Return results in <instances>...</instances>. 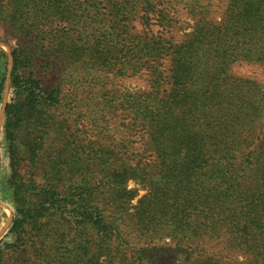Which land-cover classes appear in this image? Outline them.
Wrapping results in <instances>:
<instances>
[{
	"label": "trees",
	"instance_id": "obj_1",
	"mask_svg": "<svg viewBox=\"0 0 264 264\" xmlns=\"http://www.w3.org/2000/svg\"><path fill=\"white\" fill-rule=\"evenodd\" d=\"M87 3L106 9L103 40L66 20ZM166 4L0 0V31L16 39L1 126L13 206L0 264H264V89L228 73L236 63L264 66V0H226L219 20L187 0L194 24L183 37ZM136 15L146 31L133 35ZM7 67L0 48V109ZM43 73L56 75L51 86ZM86 76L146 83L107 108L109 128L119 112L124 134L141 139L134 156L129 147L106 157L78 143L48 148L55 112L76 98L65 87ZM136 178L147 193L133 214L145 241L133 250L117 241Z\"/></svg>",
	"mask_w": 264,
	"mask_h": 264
},
{
	"label": "rangeland",
	"instance_id": "obj_2",
	"mask_svg": "<svg viewBox=\"0 0 264 264\" xmlns=\"http://www.w3.org/2000/svg\"><path fill=\"white\" fill-rule=\"evenodd\" d=\"M168 1V0H167ZM187 0H169V5H164L169 10V18L175 20V31L177 37H183L184 34L191 32V27L194 21L189 16L188 12L183 9ZM201 5H208L209 18L211 20H219L224 14L226 7V0H200ZM89 3L82 4L72 8L70 16H66V20L72 22V24H78L77 32H82L80 36H96L97 39L103 40L104 33L106 32L107 23L100 22L102 15L106 13V9L99 5L97 10L88 8ZM171 8V9H170ZM177 9L175 13L174 10ZM100 14V17H99ZM134 21L131 24V33L133 35L138 34L139 31H146L143 27V23L138 19L137 15L134 17ZM168 20V19H167ZM81 22H85L84 27L81 26ZM67 26L64 31H66ZM73 30V29H72ZM75 30V28H74ZM156 33L157 28H153ZM153 32V33H154ZM77 35V33H74ZM0 48L7 54L8 67L7 78L5 84L4 97L0 109V240L10 241L9 238H4L7 234L11 219H12V200L9 191L5 189V181L8 177L7 160L2 159L3 146L1 145V126L3 122L4 107L12 95L9 88V73L11 70V47L16 45V39L10 35L9 32L0 31ZM39 72H43V68H38ZM228 73L231 77L240 78L242 80L252 81L257 86L264 89V66L257 64L236 63L233 64ZM78 77L76 81H80L82 73H74ZM44 84L51 86L56 80V75L43 73ZM145 82L143 79H119L109 76L108 79H102L99 77L97 81H92L90 76H86L83 79L82 84L76 82L75 86H66V92L73 91L76 96L75 99L68 101V107L62 106L55 112L54 118L56 121V128L58 130L57 135H53L48 141V148L50 150H58L61 148H74L75 143L83 144L87 150L93 149L94 146L99 148V154L104 153L108 156L110 152H122L124 147H129L130 152L134 156L140 151L139 143H142L141 139L134 136L133 132L125 135L124 125L126 119L123 114L119 112L114 113L115 123H111V127H108V121L110 115L108 113V102L113 100H119L122 93L125 90L136 92L144 89ZM114 96V97H113ZM113 97V98H112ZM65 107V108H64ZM65 127V128H64ZM109 128V129H108ZM126 139L129 142H126ZM54 140V142H52ZM82 147V146H79ZM71 165V164H70ZM25 173L32 174L33 169L29 166L24 167ZM147 181H143L140 178L132 179L126 184V190L133 193V197L127 201L124 207V222L121 225V231L123 233L124 240H118L119 244L123 248L137 249L144 241L145 238L141 235V229L136 224L133 214L138 207V202L147 193L145 184ZM162 247L167 245L171 246L170 240L166 237L162 240ZM161 245V244H160ZM164 264H171L172 258H164ZM174 259V257H173ZM112 264H118V260L112 259ZM103 258L99 259V264H104ZM122 264V263H121Z\"/></svg>",
	"mask_w": 264,
	"mask_h": 264
}]
</instances>
